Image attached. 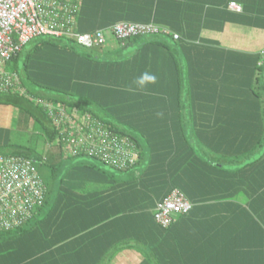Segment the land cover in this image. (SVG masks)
Here are the masks:
<instances>
[{
  "label": "trees",
  "instance_id": "1",
  "mask_svg": "<svg viewBox=\"0 0 264 264\" xmlns=\"http://www.w3.org/2000/svg\"><path fill=\"white\" fill-rule=\"evenodd\" d=\"M162 7H166L165 0H77L75 32L108 30L119 21L166 24L168 17L161 14ZM170 28L177 31L178 39L163 33L123 41L112 37L103 45L92 47L79 44L72 36H38L9 60L25 93L0 92V105L16 108L39 123L50 144L61 149L58 130L35 98L58 103L67 112L96 117L109 130L131 139L138 152L137 163L125 170L106 164L107 169L101 170L94 164L81 163L82 159L75 156L77 160L69 169L67 182L64 178H59L56 185L43 182L44 202L23 224L3 230L7 236L0 249L12 247L19 254L9 264H112L125 249L141 254L138 264H191L180 226L196 224V207L205 202L197 204L199 196L195 191H205L206 184L191 181L188 173L181 175L197 159L191 145L196 134L175 137L173 126L184 119L176 118L185 109L184 104L193 103L194 107L207 102L209 107L218 103L216 96H212L211 102L204 97L194 101L189 96L182 99L188 86L181 74L188 63L202 68L211 58L219 59L220 53L209 42L179 35V28ZM165 65H170L174 72L176 86L167 83ZM263 68L264 60L258 72ZM145 71L156 75L157 82L147 85L144 91H126L128 85L136 87L132 81ZM197 74L198 80L206 78L199 70ZM204 84H197L196 89L207 92ZM157 112L163 115L157 116ZM196 119L188 114L187 124H207ZM196 131L206 130L199 126ZM252 136L248 133L246 138ZM220 141H215L217 147ZM5 155L31 158L30 151L21 147ZM54 165L50 164L51 175ZM130 170L132 173L124 172ZM174 188L193 205L187 213L175 214L163 228L155 222L152 210ZM91 190L96 191L95 196L89 195Z\"/></svg>",
  "mask_w": 264,
  "mask_h": 264
},
{
  "label": "crops",
  "instance_id": "2",
  "mask_svg": "<svg viewBox=\"0 0 264 264\" xmlns=\"http://www.w3.org/2000/svg\"><path fill=\"white\" fill-rule=\"evenodd\" d=\"M165 3L167 8L162 7L161 14L167 15V23L157 24L170 30L171 26L177 27L179 35L209 42L220 53L219 59L211 58L202 68L188 63L181 74L188 86L182 99L204 97L211 102L216 96L218 103L209 107L207 102L194 107L188 103L180 114L174 112L176 118H184L180 125L176 122L173 126L175 137L196 134L191 145L197 159L181 175L188 173L191 181L206 184L205 191H195L199 196L197 204L205 202L196 207V224L180 226L185 253L191 264H264V76L258 72L263 61L260 51L264 49V0ZM231 3L238 5L239 10L232 9ZM164 67L167 83L176 86L170 65ZM198 70L206 78L198 80ZM201 83H205L207 92L196 89ZM188 114L207 124H187ZM199 126L206 131L197 132ZM248 133L253 136L246 138ZM219 139L221 145L217 147L215 141ZM231 147L236 149L231 151ZM18 256L12 247L0 249V264L14 263ZM141 260V254L125 249L112 264H138Z\"/></svg>",
  "mask_w": 264,
  "mask_h": 264
},
{
  "label": "built area",
  "instance_id": "3",
  "mask_svg": "<svg viewBox=\"0 0 264 264\" xmlns=\"http://www.w3.org/2000/svg\"><path fill=\"white\" fill-rule=\"evenodd\" d=\"M239 10L236 4H229ZM77 0H0V92L17 90L25 93L18 74L5 69L4 64L31 39L38 36H72L85 47L106 42L105 31L123 41L147 34L179 36L169 28L154 22L119 21L108 30L91 33L75 32ZM264 60V49L260 51ZM45 108L52 125L58 130L61 152L66 157L91 156L117 170L133 167L138 161L134 142L118 135L90 114L67 112L54 102L35 98ZM45 185L34 161L22 155L0 154V230L23 224L45 199ZM192 207L177 188L156 202L152 212L155 222L166 228L175 214L187 213Z\"/></svg>",
  "mask_w": 264,
  "mask_h": 264
},
{
  "label": "rangeland",
  "instance_id": "4",
  "mask_svg": "<svg viewBox=\"0 0 264 264\" xmlns=\"http://www.w3.org/2000/svg\"><path fill=\"white\" fill-rule=\"evenodd\" d=\"M105 36L106 39L113 37L109 31H105ZM20 59L21 58H18V62ZM4 67L10 71L13 69V65L10 61L6 62ZM262 70L261 73H263ZM16 147L25 148L30 151L31 159L34 161L35 166L46 185H56L59 178H64L67 182V177L70 173L69 169L73 167L72 165L75 163V160H77V156L62 157V154L60 155L61 149L59 150L57 145L49 143V140L39 123L29 119L27 115L16 108L0 105V154H9ZM80 156L81 157L78 156V159H82L80 160L81 163L82 161H85L87 164H94L98 169H107L104 163L91 156ZM53 162L55 164L52 167L54 169V174L51 175L50 164ZM132 171L133 170L124 172L132 173ZM69 182L71 181L69 180ZM71 188L74 189L78 187L71 186ZM6 236V233L1 229L0 243Z\"/></svg>",
  "mask_w": 264,
  "mask_h": 264
},
{
  "label": "clouds",
  "instance_id": "5",
  "mask_svg": "<svg viewBox=\"0 0 264 264\" xmlns=\"http://www.w3.org/2000/svg\"><path fill=\"white\" fill-rule=\"evenodd\" d=\"M157 82V77L154 74H151L147 71L140 74V76L134 78L132 84L136 87L133 88L132 85L126 86V91H144L146 86L149 84H155ZM162 112H157V116H162Z\"/></svg>",
  "mask_w": 264,
  "mask_h": 264
},
{
  "label": "water",
  "instance_id": "6",
  "mask_svg": "<svg viewBox=\"0 0 264 264\" xmlns=\"http://www.w3.org/2000/svg\"><path fill=\"white\" fill-rule=\"evenodd\" d=\"M263 76H264V69H263Z\"/></svg>",
  "mask_w": 264,
  "mask_h": 264
}]
</instances>
